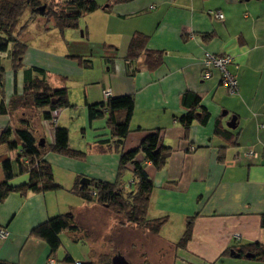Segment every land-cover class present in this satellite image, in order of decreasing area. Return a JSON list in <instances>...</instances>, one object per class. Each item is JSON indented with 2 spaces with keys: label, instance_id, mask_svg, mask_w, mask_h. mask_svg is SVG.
<instances>
[{
  "label": "crops",
  "instance_id": "1",
  "mask_svg": "<svg viewBox=\"0 0 264 264\" xmlns=\"http://www.w3.org/2000/svg\"><path fill=\"white\" fill-rule=\"evenodd\" d=\"M94 1L100 8L79 20L75 30L80 31L81 41L72 42L73 46L82 45L72 55L90 58L91 64L77 66L63 59L77 68L76 73L65 75L60 56L38 51L39 58L44 60L47 55L56 64L59 62L50 70L41 64V69L37 67L45 72L44 82L51 89L66 88L67 98L68 88L81 90L87 121V105L103 102L105 89H110L111 98L131 95L134 111L120 152L138 147L152 131H158L161 143L171 148L161 171L146 165L154 185L146 217L164 219L161 228L175 217L170 224L178 227L177 237L170 242L175 247L173 264H264L261 259L239 253L249 244L264 246V0ZM208 11L220 12L223 19L208 15ZM136 34L146 38L144 51L128 61ZM149 52L152 59L148 60ZM205 53L231 57L227 71L237 81L236 94L220 83L217 70H212L209 79H202ZM24 59L25 55L22 69L5 73V105L13 96L22 95L24 71L33 68ZM191 109L197 117L206 112V122L195 119L183 125L180 118ZM18 112L0 115V132L24 120L16 115ZM60 114L55 126L42 118L36 121V128L30 125L37 140L52 144L54 128L61 127ZM232 117L236 118L235 129L227 127ZM86 125L98 134L80 142L81 150L89 154L83 160L45 156L58 185L62 179H57L54 168L65 171L74 185L80 178L116 181L119 155L95 153L89 147L107 138L105 121ZM251 148L254 157H245ZM20 179L15 185L26 181V177ZM74 204L55 207L46 194H10L0 204V228L9 232L8 238L0 242V260L46 264L49 249L42 240L30 237V231L49 218L69 215L78 230L60 234L63 248L57 250L55 264H95L87 249L72 246L85 244L77 234L83 231L81 224L96 220H81L75 210L95 211L103 217L105 207L101 210L99 205L82 200ZM189 222L191 237L180 250L176 245ZM233 252L239 256L235 258ZM66 256L72 263L63 261Z\"/></svg>",
  "mask_w": 264,
  "mask_h": 264
},
{
  "label": "trees",
  "instance_id": "2",
  "mask_svg": "<svg viewBox=\"0 0 264 264\" xmlns=\"http://www.w3.org/2000/svg\"><path fill=\"white\" fill-rule=\"evenodd\" d=\"M43 6L45 8L41 10ZM99 8L94 0H0V100H2V102L0 101V115H14L15 111H19L18 108L21 107L20 109H22L23 99L30 97V103L34 109L38 111L47 109L41 114V118L55 126L51 122L52 113L70 106L67 89L49 88L44 82L45 72L37 68H27L24 71L22 95L13 96L8 105L3 103L6 68L2 64V59L9 60V69L15 73L22 69V59L27 51V46L19 41L20 33L17 30L25 11L29 10L31 16H46L52 19L55 27L63 32L65 29L77 28L78 22L83 16L93 13ZM145 42L146 38L142 35H134L126 59L133 61L139 57L144 51ZM146 56L148 60L152 59V53H146ZM67 57L83 67H88L92 62L90 58L78 55ZM86 110L89 123L105 121V129L108 132L107 138L96 141L89 147L95 153H118L117 178L115 183L90 179L89 185H80V180H78L73 187V193L82 201L110 208L123 216L128 223L146 228L152 234L157 235L164 219L148 220L146 217L149 197L154 188L146 171V165L149 163L156 171H161L167 163L171 148L161 143L158 131H152L146 134L138 147L127 152H120L130 131L129 123L134 111V99L131 95L110 97L106 102L87 105ZM207 118L206 112H202L197 117V113L191 109L180 118V122L188 126L196 119L203 124ZM24 120L22 119V121H18L16 126L7 127L0 132V146L5 145L8 151L6 156L0 159L4 177V180L0 181V204L10 194H19L20 196H24L28 192L46 194L60 188L54 181L51 165L45 159L47 154L63 156L77 161L83 160L87 155L69 147L68 130L63 127L54 128L51 145H46L44 142V145L41 146L39 140L32 133L29 122ZM13 168L16 169V172ZM126 171L131 173V182L128 185L129 187L134 185V190L125 191L124 186L121 185V176ZM16 176L26 177V181L18 185H11L10 182ZM262 225H264V218ZM77 230V226L70 220L69 215H59L34 227L29 236L42 240L49 249V258H55V254L61 246L60 234L65 231L75 232ZM190 237L191 222L187 224L186 230L176 246L184 249ZM239 253L251 254L252 257L264 262L263 245L249 244ZM233 254L237 255L236 253ZM63 261L72 263L68 256ZM0 264L12 263L0 260Z\"/></svg>",
  "mask_w": 264,
  "mask_h": 264
},
{
  "label": "rangeland",
  "instance_id": "3",
  "mask_svg": "<svg viewBox=\"0 0 264 264\" xmlns=\"http://www.w3.org/2000/svg\"><path fill=\"white\" fill-rule=\"evenodd\" d=\"M17 30L20 33L18 36L19 41L27 46V53L25 54V59L23 61L25 64L33 68L40 67V69L41 66L39 65L41 64L45 67L44 69H53L56 63L50 59L51 57L46 55V58L43 60L38 56V51L46 50L48 52L45 51V54L49 53V55L51 54L54 57L60 56V58H62H59V62L62 60L60 67L63 70V74L76 73L77 68L72 65L68 66L63 59L72 61L77 65V62L67 56L76 54L82 47V45L78 46L77 44H75L76 46H73L72 43L81 41L79 30L65 29L63 32H60L59 29L55 27L52 19H49L46 16H31L29 10H26L21 17ZM59 62L56 65H58ZM2 64L7 71L9 69V60L6 58L2 59ZM87 72H90V70ZM60 79L62 80H60V82H65V79ZM93 79H96V75H94ZM68 82L66 85H69ZM68 90V101L71 107L61 109V116L59 117L60 125L68 130L70 148L86 153V149L81 150L80 142H85L87 138L90 139L92 136L98 134V132L88 130L87 128L86 123L88 121L85 116V108L83 107L84 99L81 90L76 89L75 91H72L71 88H68ZM30 100V97L23 99L24 105L22 109H20L21 107L18 108L19 112L16 115H19L20 119H26L30 122V125L36 128L34 125L42 116L40 111L32 107ZM7 152L5 145L0 146V159L5 157ZM86 154L87 156L89 155L88 153ZM109 154L114 153H107V155ZM13 167L15 166L13 165ZM54 169L55 176L57 179L61 178L62 183L59 184V189L47 192V198L51 199L55 207H57V205H71L72 203L75 205L74 203L76 202L80 203L81 199L72 191L75 181L66 176V173H64L65 171L63 172L60 168ZM13 170L16 172L15 168H13ZM20 178L21 177L16 176L10 184L15 185L18 180H21ZM3 180V170L0 160V181ZM130 182L131 173L126 171L121 176V185L124 186L125 191L135 189L134 185L129 187L128 184ZM99 208L103 210L104 207L100 206ZM75 211L79 214L81 220L82 218H86L87 220L91 217V219L96 220L92 222H99L96 223V225L92 224L91 221L86 224H81L83 225V231L79 230L77 234L82 236L81 240H83L85 244L78 243L76 246H72L73 248L82 247L83 250L87 249L88 254L91 253V259L95 264H110L113 257L118 255H121L129 264L174 263L175 247L170 242L172 237H177L178 227L176 224H170L171 221H174L173 218L175 219V217H172V220L161 228L159 236L156 237L146 228L140 226L134 227V225L128 223L123 216L115 213L107 207L104 208L103 217L102 215H98L95 211H84L82 208L76 209ZM68 246H70V244H68ZM62 248L63 246H60L59 250Z\"/></svg>",
  "mask_w": 264,
  "mask_h": 264
},
{
  "label": "built area",
  "instance_id": "4",
  "mask_svg": "<svg viewBox=\"0 0 264 264\" xmlns=\"http://www.w3.org/2000/svg\"><path fill=\"white\" fill-rule=\"evenodd\" d=\"M208 15L216 18V19H223V15L217 11H208ZM203 73L202 79L207 80L211 77L212 70H217L220 73V83L227 88V90L232 93L236 94L238 92V86L236 79L227 71V67L231 64L232 59L229 56H215L210 53H205L203 56ZM104 102H106L111 97L110 89H105L103 91ZM59 112L52 113V123L55 124ZM255 153L253 149H249L247 152L244 153V156L247 158L254 157ZM9 232L6 228H0V242L4 241L8 238ZM46 264H55L54 258H48ZM79 264V263H77Z\"/></svg>",
  "mask_w": 264,
  "mask_h": 264
},
{
  "label": "water",
  "instance_id": "5",
  "mask_svg": "<svg viewBox=\"0 0 264 264\" xmlns=\"http://www.w3.org/2000/svg\"><path fill=\"white\" fill-rule=\"evenodd\" d=\"M45 8V6H43L41 8V10H43ZM223 116H226V113L223 114ZM235 117H232L230 119V121L227 123V127L230 129H235ZM39 144L42 146L44 145V139H40L39 140ZM90 180L87 178H82L79 183L80 185H89ZM232 253V252H231ZM234 253V252H233ZM239 255H235L234 257L237 258ZM246 258H251L252 255L251 254H246L245 255ZM110 264H129L121 255H118L116 257H113V259L111 260Z\"/></svg>",
  "mask_w": 264,
  "mask_h": 264
}]
</instances>
